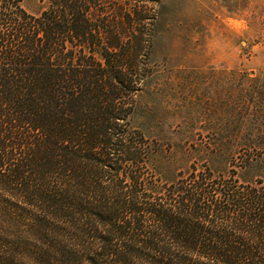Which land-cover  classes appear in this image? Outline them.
I'll use <instances>...</instances> for the list:
<instances>
[{"label": "trees", "instance_id": "trees-1", "mask_svg": "<svg viewBox=\"0 0 264 264\" xmlns=\"http://www.w3.org/2000/svg\"><path fill=\"white\" fill-rule=\"evenodd\" d=\"M98 1L0 0V264H264V108L176 169L134 125L141 13Z\"/></svg>", "mask_w": 264, "mask_h": 264}, {"label": "rangeland", "instance_id": "rangeland-1", "mask_svg": "<svg viewBox=\"0 0 264 264\" xmlns=\"http://www.w3.org/2000/svg\"><path fill=\"white\" fill-rule=\"evenodd\" d=\"M48 0H24L30 13ZM115 16L124 39L133 37L126 17L141 13L138 49L146 65L138 91L135 127L186 171L188 151L220 141L256 139L250 113L264 108V0H99ZM139 42V39H138ZM139 71V70H138Z\"/></svg>", "mask_w": 264, "mask_h": 264}]
</instances>
